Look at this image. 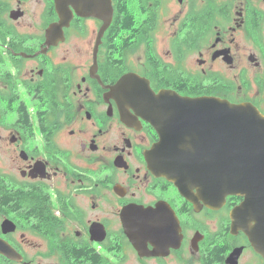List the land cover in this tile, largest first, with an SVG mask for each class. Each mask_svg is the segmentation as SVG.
Wrapping results in <instances>:
<instances>
[{
	"label": "flooded vegetation",
	"instance_id": "1",
	"mask_svg": "<svg viewBox=\"0 0 264 264\" xmlns=\"http://www.w3.org/2000/svg\"><path fill=\"white\" fill-rule=\"evenodd\" d=\"M121 2L133 32L110 43L108 28L95 65L103 21L70 8L64 40L47 43L54 0H0V264H229L237 249V264H264L232 230L240 197L214 209L154 173L149 119L167 118L149 113L166 110L150 97L163 91L264 116V0ZM129 73L150 89L125 102L111 88ZM198 110L214 123V107Z\"/></svg>",
	"mask_w": 264,
	"mask_h": 264
},
{
	"label": "water",
	"instance_id": "2",
	"mask_svg": "<svg viewBox=\"0 0 264 264\" xmlns=\"http://www.w3.org/2000/svg\"><path fill=\"white\" fill-rule=\"evenodd\" d=\"M59 22L45 31L47 43L64 40L63 29L73 19V8L81 18L103 21L95 45L109 28L113 18L111 0H54ZM59 32V35H58ZM149 90L148 82L134 74L123 75L111 88L125 102L137 98L134 90ZM167 106L150 114H166V119L151 117L159 142L151 154L153 171L165 177L190 199L193 191L207 207L219 208L228 196L242 202L230 214L232 230L243 232L254 252L264 261V116L248 104L234 105L215 99H187L163 91L150 96ZM133 104L129 102L128 105ZM201 106L214 107V123L203 119ZM134 210L122 217L125 233L133 241ZM148 217H156L153 210ZM241 249L235 250L227 263L237 264Z\"/></svg>",
	"mask_w": 264,
	"mask_h": 264
},
{
	"label": "trees",
	"instance_id": "3",
	"mask_svg": "<svg viewBox=\"0 0 264 264\" xmlns=\"http://www.w3.org/2000/svg\"><path fill=\"white\" fill-rule=\"evenodd\" d=\"M115 1H116V5L119 6L120 12L116 13V15L113 19V23L111 24V26L108 29L107 34L109 35L110 43L112 42L113 38L116 36V33L118 32L119 26H124L123 30L126 31L125 35L132 34L133 28L135 26L134 23L132 22V21H134V17L131 14L130 9L128 7L123 8V3L121 2V0H115ZM116 72H117V67H115L114 70H109L110 75H113ZM219 254H221V253H219Z\"/></svg>",
	"mask_w": 264,
	"mask_h": 264
},
{
	"label": "rangeland",
	"instance_id": "4",
	"mask_svg": "<svg viewBox=\"0 0 264 264\" xmlns=\"http://www.w3.org/2000/svg\"><path fill=\"white\" fill-rule=\"evenodd\" d=\"M33 3V5H31L30 4V2H28V8H27V11H28V14H27V18H26V20L24 21V23L23 24H26L27 26H28V28H30L31 27V21H32V18H31V11L32 10H34V9H36V5H35V3L34 2H32ZM31 29L32 30H34V28L33 27H31ZM30 32V31H29ZM162 40V39H161ZM140 52V54H142V50H140L139 51ZM137 56H138V52L136 53V56H135V59H137Z\"/></svg>",
	"mask_w": 264,
	"mask_h": 264
}]
</instances>
